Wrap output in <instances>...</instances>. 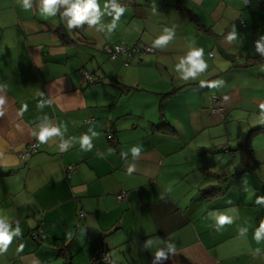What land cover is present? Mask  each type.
<instances>
[{
    "label": "crops",
    "instance_id": "crops-1",
    "mask_svg": "<svg viewBox=\"0 0 264 264\" xmlns=\"http://www.w3.org/2000/svg\"><path fill=\"white\" fill-rule=\"evenodd\" d=\"M109 2L69 33L60 9L0 0V224L18 233L0 264H264V132L254 171L241 143L264 127V2L131 0L118 20ZM108 45L156 53L127 67ZM193 48L208 68L185 80Z\"/></svg>",
    "mask_w": 264,
    "mask_h": 264
},
{
    "label": "clouds",
    "instance_id": "clouds-1",
    "mask_svg": "<svg viewBox=\"0 0 264 264\" xmlns=\"http://www.w3.org/2000/svg\"><path fill=\"white\" fill-rule=\"evenodd\" d=\"M263 1V0H262ZM23 10L28 11L32 8V0H17ZM61 6H65V9L60 13L61 19L66 21V28L69 33L75 28L82 27L85 22L88 23L89 28L96 25L102 15L99 6V0H39L38 9L39 12L47 17H55ZM105 8L111 6L115 9L116 20L119 19L120 15L124 13L125 9L119 7L115 0H110L109 3H105ZM115 27V20L110 26V29ZM171 37L160 36L157 37L153 43V48L163 49ZM230 35L228 39H233ZM258 51L264 53V45L258 46ZM203 49L193 48L188 52L186 57L181 58L180 63L177 65V69H182L183 78L187 80L189 77H195L197 73H203L207 70L208 64L203 59ZM137 59V58H136ZM130 65V64H129ZM210 87H215V82L209 84ZM0 103H3L0 100ZM26 109V106H25ZM261 109L264 110V105H261ZM3 113H0L2 115ZM262 117H264V111H262ZM57 133L56 129L42 128L39 133H36L41 143L45 142L48 137L53 136ZM87 142V141H83ZM221 223L228 222L227 217L218 218ZM261 231H264V225L261 226ZM18 233L10 234L6 228L0 226V252L7 249L8 245L11 244L13 235ZM256 239L259 241L260 232L256 233ZM23 245H21V250ZM163 252L157 253V259L163 256Z\"/></svg>",
    "mask_w": 264,
    "mask_h": 264
},
{
    "label": "built area",
    "instance_id": "built-area-1",
    "mask_svg": "<svg viewBox=\"0 0 264 264\" xmlns=\"http://www.w3.org/2000/svg\"><path fill=\"white\" fill-rule=\"evenodd\" d=\"M263 2H264V0H263ZM105 53L109 56V58L111 60H115L120 56L126 57L128 60L126 62V66L128 67L130 64V61L138 58V56H141L143 54H154V53H156V50L153 48H149V47H138V46L128 47V46H111V45H108L105 47ZM211 57H213L212 54H211ZM89 80H92V78L90 77ZM113 137L114 136L110 135L109 139H113ZM38 147H39V143H37V142L30 144L26 148V150L21 154V158L25 159V160L31 158L34 154H36L38 152ZM226 151H228V150H226ZM72 172H74L73 168L70 167L69 168V177H70V174ZM126 196H127L126 193L121 194V195L117 196V200H119L120 202H125ZM0 226L5 227V225H3V224H0ZM154 262H156V261H154ZM92 263L93 264H112V261L104 251H99L92 258Z\"/></svg>",
    "mask_w": 264,
    "mask_h": 264
},
{
    "label": "trees",
    "instance_id": "trees-1",
    "mask_svg": "<svg viewBox=\"0 0 264 264\" xmlns=\"http://www.w3.org/2000/svg\"><path fill=\"white\" fill-rule=\"evenodd\" d=\"M116 1L117 0H115V2ZM130 1L131 0H118L116 2V4L118 6H123L121 4H128V3H130ZM64 9H65V6H61L60 12L62 13L64 11ZM65 29H67V28L65 27ZM65 29H63L62 33L65 32ZM72 31H76V30L73 29ZM163 128H165V132H167V131L171 132V130L169 129L168 126L159 127V129H163ZM263 132H264V127H260V128L252 130L250 132V137L248 138L247 143H245L243 146L245 154H246V159H247V169H250L252 171H254L255 169H257L259 167V162L257 161L256 154H255L253 147H252V138L255 136H258L260 133H263ZM202 192L203 193L201 195L206 199H210V198L218 196L219 194H222L221 189H218V187L203 190ZM60 256L63 257L65 264H72V257L73 256L71 255V253L68 252V248H63L60 252Z\"/></svg>",
    "mask_w": 264,
    "mask_h": 264
},
{
    "label": "rangeland",
    "instance_id": "rangeland-1",
    "mask_svg": "<svg viewBox=\"0 0 264 264\" xmlns=\"http://www.w3.org/2000/svg\"><path fill=\"white\" fill-rule=\"evenodd\" d=\"M64 33H65V32H64ZM212 56H213V55H212ZM244 115H248V113L244 112ZM251 131H252V130H247V132H246L244 138H242V142H241V143H243V145H244L245 143H247V140H248V138L250 137V132H251ZM257 137H258V136L253 137V138H252V141L254 142V140H255ZM241 143H240V144H241ZM240 144H238L237 147L240 146ZM227 148H228V146H227ZM228 149H229V148H228ZM229 151H230V149H229Z\"/></svg>",
    "mask_w": 264,
    "mask_h": 264
}]
</instances>
